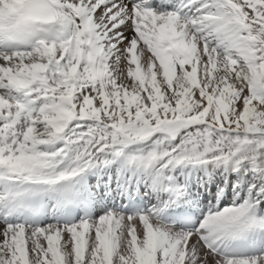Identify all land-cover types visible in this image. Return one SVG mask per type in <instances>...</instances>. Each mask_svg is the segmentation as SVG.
Segmentation results:
<instances>
[{"label":"snow or ice","instance_id":"6c2138e0","mask_svg":"<svg viewBox=\"0 0 264 264\" xmlns=\"http://www.w3.org/2000/svg\"><path fill=\"white\" fill-rule=\"evenodd\" d=\"M0 264H264V0H0Z\"/></svg>","mask_w":264,"mask_h":264}]
</instances>
